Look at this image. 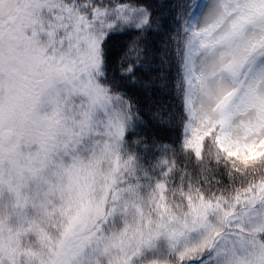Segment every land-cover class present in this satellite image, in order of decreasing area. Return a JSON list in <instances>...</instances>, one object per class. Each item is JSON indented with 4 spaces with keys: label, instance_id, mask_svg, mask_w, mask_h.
I'll return each instance as SVG.
<instances>
[{
    "label": "rangeland",
    "instance_id": "rangeland-1",
    "mask_svg": "<svg viewBox=\"0 0 264 264\" xmlns=\"http://www.w3.org/2000/svg\"><path fill=\"white\" fill-rule=\"evenodd\" d=\"M21 1L0 0V18L12 14ZM25 1L24 15L0 28V136L5 130L14 134L10 142L0 139V251L6 262L37 259L25 250L22 239L36 231L41 217L55 213L56 202L71 208V216L54 242L43 233L48 241L42 264H101L98 257L107 264H123L158 240L183 242L186 256L199 253L221 231L219 223L211 222L209 208L187 220L146 219L144 226L139 220L112 239L96 238L108 214V189L96 191L98 168L93 163L109 158L123 129L121 119L109 114L108 98L94 80L100 41L85 21L66 15L72 37L51 52L61 22L43 26L38 14L61 8L50 0ZM193 29L202 36L200 51L191 60L197 81L190 87L192 123L185 149L199 151L204 139L221 127L217 145L242 163L253 162L264 152V0H205ZM61 86L86 101L76 131L66 129L57 117ZM93 113L108 115L107 124L96 132L101 146H95L101 152L88 153L89 159L83 160L88 150L79 146L92 139L87 119ZM260 194L254 204L264 200V187ZM248 211L234 219L233 228L259 232L263 216L257 223L259 214ZM234 243L249 254L243 252L244 257L228 264H264V244L248 247L243 238ZM129 261L126 264H132Z\"/></svg>",
    "mask_w": 264,
    "mask_h": 264
},
{
    "label": "trees",
    "instance_id": "trees-1",
    "mask_svg": "<svg viewBox=\"0 0 264 264\" xmlns=\"http://www.w3.org/2000/svg\"><path fill=\"white\" fill-rule=\"evenodd\" d=\"M50 1L61 9L45 8L38 14V22L44 26L48 21L60 20L59 29L54 31L57 40L53 51L72 37L71 25L65 24L66 15L85 21L91 34L100 41L95 83L108 98L109 114L123 123V131L113 152L108 153L109 158L93 163L98 168L96 191L108 189L105 199L108 214L96 238L112 239L139 220L140 226H144L146 219L154 223L187 220L195 211L209 208L211 222L219 223L221 231L196 255L186 256L183 242L171 245L158 240L154 247L143 248L128 261L228 264L244 257L243 252L249 254L247 249L237 247L236 238L245 239L248 247L263 245L264 228L244 233L243 228L233 226L234 219L250 208L259 214L255 222L264 218V200L253 203L264 187V152L255 161L242 163L217 145L221 127L204 139L199 151L185 149L191 122L188 89L194 81L189 60L200 48L198 34L191 24L199 0ZM25 5L22 0L9 17L0 19V28L20 19ZM64 25L69 26L67 30ZM60 88L62 103L56 105L57 117L66 129L76 131V124L83 123L82 105L86 101L77 93L69 95L65 86ZM104 117L108 115L93 113L87 119L93 136L86 146H79L88 150L82 155L83 160L89 159L88 153L101 152L96 132L107 124ZM98 143L100 146H95ZM56 204L55 213L41 217L36 231L22 239V246L29 254L38 255L37 259L23 257L20 264H42L48 241L43 233L54 242L65 232L71 208ZM226 213L234 218L225 219ZM98 259L107 264L102 257ZM6 261L9 262L0 251V264H8Z\"/></svg>",
    "mask_w": 264,
    "mask_h": 264
},
{
    "label": "water",
    "instance_id": "water-1",
    "mask_svg": "<svg viewBox=\"0 0 264 264\" xmlns=\"http://www.w3.org/2000/svg\"><path fill=\"white\" fill-rule=\"evenodd\" d=\"M0 139L2 142H10L13 139V133L11 131L5 130L1 133Z\"/></svg>",
    "mask_w": 264,
    "mask_h": 264
}]
</instances>
